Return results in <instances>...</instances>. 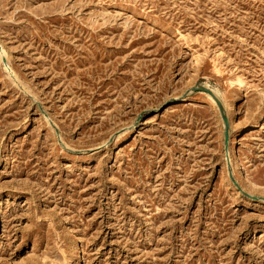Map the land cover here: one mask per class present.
<instances>
[{"label": "rangeland", "instance_id": "374dc122", "mask_svg": "<svg viewBox=\"0 0 264 264\" xmlns=\"http://www.w3.org/2000/svg\"><path fill=\"white\" fill-rule=\"evenodd\" d=\"M0 264H264V0H0Z\"/></svg>", "mask_w": 264, "mask_h": 264}, {"label": "water", "instance_id": "95a60500", "mask_svg": "<svg viewBox=\"0 0 264 264\" xmlns=\"http://www.w3.org/2000/svg\"><path fill=\"white\" fill-rule=\"evenodd\" d=\"M193 91H200V92H205L207 94H209L211 97H213V99L216 101L217 107L220 111L221 117L223 119L224 125H225V152H226V157H227V161H228V168H229V176L231 181L233 182V184L237 187V189L244 194L247 197L256 199L255 197L247 194L246 192H244L241 187L238 185V183L235 181L234 177H233V173H232V168H231V164H230V160H229V143H230V125H229V120H228V116L225 112V109L223 107V104L221 102V100L217 97V95L209 88L199 85L196 86L192 89Z\"/></svg>", "mask_w": 264, "mask_h": 264}, {"label": "bare ground", "instance_id": "6f19581e", "mask_svg": "<svg viewBox=\"0 0 264 264\" xmlns=\"http://www.w3.org/2000/svg\"><path fill=\"white\" fill-rule=\"evenodd\" d=\"M209 95V94H208ZM218 97V96H217ZM210 98H212V100H213V102H215L216 103V101L213 99V97H210ZM219 98V97H218ZM223 104V103H222ZM223 107H224V109H225V112H226V110H227V108H226V106L225 105H223ZM227 114V113H226ZM228 154H229V151H228Z\"/></svg>", "mask_w": 264, "mask_h": 264}]
</instances>
